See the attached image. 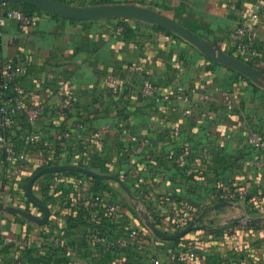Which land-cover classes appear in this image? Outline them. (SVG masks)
<instances>
[{
    "label": "crops",
    "instance_id": "obj_1",
    "mask_svg": "<svg viewBox=\"0 0 264 264\" xmlns=\"http://www.w3.org/2000/svg\"><path fill=\"white\" fill-rule=\"evenodd\" d=\"M61 1L151 8L258 75L149 21L40 7L32 23L7 18L0 59L30 63V112L7 131L21 160L5 161L0 143V204L21 210L0 208V264H264V151L245 141L250 127L264 132L258 0ZM147 81L159 97L142 95ZM58 166L69 168L41 172ZM229 188L248 196L217 207ZM106 201L125 212L122 229Z\"/></svg>",
    "mask_w": 264,
    "mask_h": 264
},
{
    "label": "built area",
    "instance_id": "obj_2",
    "mask_svg": "<svg viewBox=\"0 0 264 264\" xmlns=\"http://www.w3.org/2000/svg\"><path fill=\"white\" fill-rule=\"evenodd\" d=\"M264 16V0H258L254 6L251 17L256 21ZM10 17H16L24 23H32L34 21L33 16L25 13L21 10H15L10 6L9 1H0V25L3 26L6 23V19ZM253 30V26H251ZM243 51L247 49L243 48ZM0 67L2 72L0 74V118L2 121V132L0 133V143L5 149V161L7 162H19L22 158L20 150L13 143L11 137L7 133L10 128L16 123V117L20 113L30 112V106L27 104L28 92L26 88L20 83V78L27 76L31 71L29 62H23L17 58H8L6 60L0 59ZM116 83V80H113ZM143 96L159 97L157 87L152 82H145L141 89ZM161 98L166 100H172L178 98V93L165 94ZM73 105L72 98H67L63 102V107L71 108ZM43 106H40L38 110H42ZM171 132L174 135L179 134L178 127H172ZM133 139H136L134 136ZM246 143L251 144L258 150L264 151V132L257 131L253 128H248ZM248 196L247 190L226 189L220 193L218 199L220 203L236 202L238 200H245ZM107 216L113 217L117 221L118 229H122V220L125 218V212L119 208L114 202L106 201L104 203ZM136 231L131 233V236H135ZM138 248L142 249L143 246L139 245Z\"/></svg>",
    "mask_w": 264,
    "mask_h": 264
},
{
    "label": "water",
    "instance_id": "obj_3",
    "mask_svg": "<svg viewBox=\"0 0 264 264\" xmlns=\"http://www.w3.org/2000/svg\"><path fill=\"white\" fill-rule=\"evenodd\" d=\"M0 1H18L23 2L29 5H33L36 7L47 9L51 12L63 15L65 17L78 19V20H86V19H96V18H104V17H122V18H134L143 21L153 22L157 25L163 26L176 34L186 38L192 43L196 44L199 48H201L211 59L220 61L228 66L234 67L246 74H248L251 78L256 79L255 75H258V72L255 71L250 65L245 63L244 61L233 57L229 54H226L222 50L214 47L202 37L184 27L181 23L177 22L173 18L164 15L156 10L147 7H141L133 4H118V5H73L70 3L63 2L61 0H0ZM69 168L68 166H58V167H50L41 170V172H46L49 170L55 169H64ZM40 172V173H41ZM33 178L28 183V192L31 197V183ZM40 205L45 210V216L43 219L39 220L44 223L48 220L49 211L44 204L40 203ZM231 205L230 202L219 203L217 207ZM0 208L6 209L8 211H21L16 208H4L2 204H0ZM24 213V212H23ZM189 229V228H187ZM156 233L165 237V238H176L181 235L183 232H180L175 235H166L158 232L154 229Z\"/></svg>",
    "mask_w": 264,
    "mask_h": 264
},
{
    "label": "trees",
    "instance_id": "obj_4",
    "mask_svg": "<svg viewBox=\"0 0 264 264\" xmlns=\"http://www.w3.org/2000/svg\"><path fill=\"white\" fill-rule=\"evenodd\" d=\"M21 4V6H22V8H23V10L26 12V13H32V12H34V11H36V10H38L39 8L38 7H35V6H32V5H28V4H23V3H20Z\"/></svg>",
    "mask_w": 264,
    "mask_h": 264
}]
</instances>
